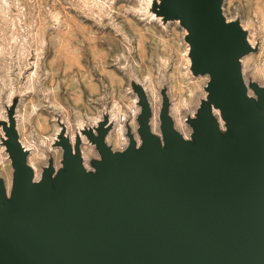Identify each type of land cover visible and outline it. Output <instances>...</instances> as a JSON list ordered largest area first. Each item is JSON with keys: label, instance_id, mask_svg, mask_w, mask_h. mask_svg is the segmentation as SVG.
Returning a JSON list of instances; mask_svg holds the SVG:
<instances>
[{"label": "water", "instance_id": "obj_1", "mask_svg": "<svg viewBox=\"0 0 264 264\" xmlns=\"http://www.w3.org/2000/svg\"><path fill=\"white\" fill-rule=\"evenodd\" d=\"M221 3L165 0L164 15L185 28L191 70L209 75L207 98L231 134L203 110L186 140L164 102L162 141L142 100L138 148L130 136L123 154L112 151L101 125L88 134L101 159L86 172L79 143L60 133L63 168L53 181L50 164L34 181L10 122L3 144L15 174L11 202L0 179V264H264V87L248 95L240 59L253 48Z\"/></svg>", "mask_w": 264, "mask_h": 264}, {"label": "rangeland", "instance_id": "obj_2", "mask_svg": "<svg viewBox=\"0 0 264 264\" xmlns=\"http://www.w3.org/2000/svg\"><path fill=\"white\" fill-rule=\"evenodd\" d=\"M165 0H0V179L11 202L14 169L3 127L14 123L34 181L51 164L63 168V133L79 143L82 166L101 155L88 134L103 125L105 142L123 154L141 144L138 116L145 100L150 131L163 141L161 109L172 128L194 140L193 120L208 110L223 137L231 134L207 98L208 74H193L186 30L164 15ZM221 12L245 32L253 50L241 57L250 97L264 87V0H222Z\"/></svg>", "mask_w": 264, "mask_h": 264}]
</instances>
